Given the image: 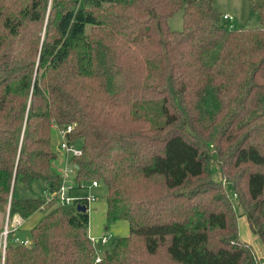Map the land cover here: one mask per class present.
<instances>
[{"label":"trees","instance_id":"16d2710c","mask_svg":"<svg viewBox=\"0 0 264 264\" xmlns=\"http://www.w3.org/2000/svg\"><path fill=\"white\" fill-rule=\"evenodd\" d=\"M249 2L256 28L223 25L214 0H0V204L28 219L34 184L58 189L53 125L71 126L77 188L102 182L106 220L129 227L96 262L86 198L55 204L4 264H261L238 228L264 247V0ZM154 99L157 127L134 111Z\"/></svg>","mask_w":264,"mask_h":264},{"label":"rangeland","instance_id":"374dc122","mask_svg":"<svg viewBox=\"0 0 264 264\" xmlns=\"http://www.w3.org/2000/svg\"><path fill=\"white\" fill-rule=\"evenodd\" d=\"M215 4L218 5L222 13H234L235 18L237 19L239 25L244 28H256L260 26L259 18L256 14H254L250 7L249 0H214ZM236 9V11H235ZM169 27L172 30H181L182 29V10L175 12L168 20ZM228 26L229 24L225 22ZM235 24V21H234ZM157 81L156 74L154 75L153 72H149L144 82L146 84H153ZM134 111L138 112L141 116L146 117L150 121V125L152 127L161 126L164 122V116L161 111V99H154L149 101H138L134 104ZM59 136L56 130H52V149L57 152L58 156L57 159L54 160L52 169L55 172H61L64 167L63 164V153L59 149ZM76 146H80L79 142L75 143ZM211 172L212 178L216 181H222V176L220 172L219 165L214 163L211 165ZM225 190L229 197L231 198L233 204L236 206V197L233 195V191L231 188L230 183L223 181ZM34 193L38 196H42L43 192V185L40 182H36L34 184ZM33 193H26V195H32ZM72 196L76 198L77 195L81 197H89L93 196L94 200L90 201L88 204V215L90 216V226L89 231L94 236H100L105 230H107L111 234V238L109 239L107 244L101 245L100 243H95V247L98 249V252L103 254L105 253L106 249L111 247L112 240H115L118 237L126 235L129 233L128 224L123 221H115V222H108L106 220V204L104 196L106 194V186L102 182H98L97 187H88V188H77L72 191ZM55 203H51L46 206L45 209L39 208L32 216L30 221L20 230L17 232V235L20 238H30L29 227L36 222V220L45 212H47ZM8 207V204L5 205ZM2 205L0 204V216H2ZM237 212L240 214L241 209L237 207ZM6 215V214H5ZM244 233L246 238H249V235L252 236V240L255 239L254 244L256 246L257 243H260L257 236L254 234H249L247 231L248 227L246 226V222L243 216H239L238 218V228ZM107 228V229H106ZM248 233V234H247ZM243 238V237H242ZM261 245V243H260Z\"/></svg>","mask_w":264,"mask_h":264},{"label":"built area","instance_id":"2783aa9c","mask_svg":"<svg viewBox=\"0 0 264 264\" xmlns=\"http://www.w3.org/2000/svg\"><path fill=\"white\" fill-rule=\"evenodd\" d=\"M231 16L228 14L222 15V19L224 20H231ZM71 126H67L66 128H61L58 125L54 124L53 129L57 131L59 136V149L63 153V157L65 159V166L60 172L61 183L58 189L54 191L50 190H43L42 192V199L43 203L41 205V209H45L47 205L51 203L60 204V205H70L74 204L78 198H75L71 195V191L77 188V183L75 180V169L72 163H70V157L72 156H79L81 154V149L79 146H76L75 142H70L67 140L66 133L71 130ZM98 181L94 180L87 184H81L82 188L88 187H97ZM81 198V197H79ZM94 200V197L91 195L86 198V211L88 209V204L90 201ZM23 222V219L18 216H14L12 218L9 217V205L7 207L5 221L3 228L0 231V264H4L5 260V252L6 247L9 243L14 244H23L29 245L30 239H22L18 236H15L14 233L16 230L19 229ZM91 241L95 247V243H100L101 245L107 244L109 241V235L103 234L97 239L92 238ZM96 256L95 261L99 262L102 258L101 253L98 252V249L95 247Z\"/></svg>","mask_w":264,"mask_h":264},{"label":"crops","instance_id":"0c3cea01","mask_svg":"<svg viewBox=\"0 0 264 264\" xmlns=\"http://www.w3.org/2000/svg\"><path fill=\"white\" fill-rule=\"evenodd\" d=\"M214 4H215V1H214ZM215 6L219 9V11L221 12V14L222 15H224V14H228L229 16H231L232 18H231V20H229V19H227V20H224V19H222V23H223V25H225V26H227L226 24H225V22L226 23H228L229 25V27H236L237 25H239L238 24V22H236V18H235V14L234 13H222V11L220 10V8L218 7V5L217 4H215ZM235 11H236V9H235ZM234 21H235V24H234ZM239 27H242V26H239ZM244 28V27H243ZM63 164H64V166H65V159H64V157H63ZM53 165V164H52ZM57 173V172H56ZM58 173H60V172H58ZM77 189V188H76ZM44 190V189H43ZM74 190V189H73ZM72 190V191H73ZM72 191H71V193H72ZM72 195V194H71ZM79 197H81L80 195H77L76 196V198H79ZM2 205V216H0V231H1V229L3 228V225H4V221H5V214H6V211H7V206H5V205H3V204H1ZM32 216L33 215H31L28 219H23V222H22V224H21V226L19 227V229L18 230H16L15 231V233H14V235L15 236H18L17 235V232L18 231H20L29 221H30V219L32 218ZM244 217V220H245V222H246V226L248 227V230L249 231H247L249 234H253L252 232H251V230H250V228H249V225H248V222H247V219H246V217L245 216H243ZM126 222V221H125ZM35 223V222H34ZM33 223V224H34ZM89 223H90V216H89ZM127 223V222H126ZM32 224V225H33ZM31 225V226H32ZM30 226V227H31ZM128 226V225H127ZM30 227H29V229H30ZM89 229H90V226L88 227V235H89V237H90V239H92V238H94V239H97V238H99L100 236H102L103 234H108L109 235V239L111 238V234L107 231V230H105L104 232H101V233H103L102 235H100V236H94L92 233H91V231H89ZM107 229V228H106ZM128 229H129V227H128ZM247 233V234H248ZM239 234H240V236L241 237H243V239L247 242V243H249L252 247H253V249H254V252H255V254H256V256L259 258V259H262V262H261V264H264V247H263V244L261 243V240H260V238L256 235V234H254L255 236H257L258 237V239H259V241H260V243H261V245H260V243H257L256 244V246H255V244H254V241L256 242V240L255 239H253L252 240V236H250L249 235V238H246L245 236H244V233H243V231L241 230V228L239 227ZM127 235V234H126ZM123 236H125V235H123ZM19 237V236H18ZM22 239H26V238H22ZM112 241H114V240H112Z\"/></svg>","mask_w":264,"mask_h":264},{"label":"water","instance_id":"95a60500","mask_svg":"<svg viewBox=\"0 0 264 264\" xmlns=\"http://www.w3.org/2000/svg\"><path fill=\"white\" fill-rule=\"evenodd\" d=\"M78 210H82V211H85L86 210V207L84 205H78Z\"/></svg>","mask_w":264,"mask_h":264}]
</instances>
